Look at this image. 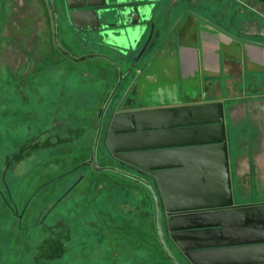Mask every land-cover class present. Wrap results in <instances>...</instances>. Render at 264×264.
<instances>
[{"label":"rangeland","instance_id":"374dc122","mask_svg":"<svg viewBox=\"0 0 264 264\" xmlns=\"http://www.w3.org/2000/svg\"><path fill=\"white\" fill-rule=\"evenodd\" d=\"M49 1L0 0V264H174L159 238L149 188L114 170L93 168L101 111L118 83V70L104 57L69 58L58 46ZM179 2L189 0L158 1L157 23L165 24L161 31L166 28L162 41L175 25L167 18L179 11ZM206 2V10L197 6L192 13L234 42L223 56L228 52L230 60L242 62L249 45L264 49V0ZM248 20L259 23L251 26ZM92 30L61 19V44L72 55L92 51L124 68L106 109L97 149L100 165L123 167L107 145L117 110L220 99L227 107L234 205L263 204L264 65L245 64L240 77L213 76L203 91L202 78L180 75L176 60L171 75L158 71L162 41L141 59L142 73L129 74L130 59H122V50L90 46ZM145 81L148 87L141 93ZM165 226L164 215L167 245L181 264H191Z\"/></svg>","mask_w":264,"mask_h":264},{"label":"water","instance_id":"95a60500","mask_svg":"<svg viewBox=\"0 0 264 264\" xmlns=\"http://www.w3.org/2000/svg\"><path fill=\"white\" fill-rule=\"evenodd\" d=\"M58 46L70 58L104 57L119 70L118 83L102 109L93 149V168L111 169L144 183L157 208L161 244L174 264H181L167 245L172 240L193 264H264V203L235 206L224 103L221 101L144 108L117 112L107 145L120 161L149 173V180L118 167L101 166L98 148L107 110L123 81V70L101 54L80 57L66 50L60 39L59 15L54 0ZM83 1V0H82ZM84 5L91 4L84 0ZM127 9V8H126ZM95 19H106L105 13ZM116 15L124 19L126 12Z\"/></svg>","mask_w":264,"mask_h":264},{"label":"flooded vegetation","instance_id":"af4514ba","mask_svg":"<svg viewBox=\"0 0 264 264\" xmlns=\"http://www.w3.org/2000/svg\"><path fill=\"white\" fill-rule=\"evenodd\" d=\"M158 1L159 0H99L98 2L91 3L89 6L86 3L85 6L78 7L77 5H84L85 1L84 0L83 1L54 0L58 10L60 27H61V19H64V21H66V24L72 27L74 26L88 27L89 29V27L93 26L94 29L96 30H92L93 33H91V35L95 37L94 38L95 43H92L93 45L90 44V46H92L93 48L103 46V47L112 48L113 50L115 49L122 50L123 52L122 53L123 55L121 56L122 59H127V57L128 59H130L128 60L129 65L126 68L129 74L130 73L132 74L134 72L136 74L138 72L142 73L143 68L139 67V63L141 59H143V57H145L146 54L149 53V48L156 46L158 42L162 41L163 39V33H161L157 23V16L159 15ZM49 2L51 6L52 1L50 0ZM162 2L163 1H161V3ZM170 5H174V3ZM120 8L126 12L124 19H122V17H120L119 15H116L117 14L116 12ZM60 10L64 12L62 14V18L60 17L59 14ZM108 10L110 12L105 13V15H107L106 19H100V18L98 20L95 19L96 14H99L101 11L104 12ZM55 28H56V19H55ZM81 33L84 34L85 36H89L90 34V32L87 33L85 30L84 32L81 31ZM163 41H165V39ZM87 44H89L88 41ZM157 47H159V44ZM159 49L157 50V53L159 52ZM89 53L92 54L93 52L91 51ZM108 61L110 64L113 63V62L111 63L110 60ZM112 65L115 69L118 70V68L114 63ZM121 68L122 70H124L122 66ZM117 74L119 77V70L117 71ZM139 109H144V107H136V108L124 107L123 109H119L113 113L110 122H112V119L117 112L132 111ZM225 113L227 114L226 107H225ZM110 125L111 123L109 124V129H110ZM109 129L107 134H109ZM112 156L121 166L128 168L127 171L133 172L136 175H140L149 180H153V177L149 173L147 174L143 170L129 166L128 164L120 161L114 155ZM163 214L165 215V219L167 220L169 215L166 214V212H164ZM167 232L170 235V231L167 230Z\"/></svg>","mask_w":264,"mask_h":264},{"label":"crops","instance_id":"0c3cea01","mask_svg":"<svg viewBox=\"0 0 264 264\" xmlns=\"http://www.w3.org/2000/svg\"><path fill=\"white\" fill-rule=\"evenodd\" d=\"M206 1L207 0H189L188 4L185 2H179V11H177V13H172L171 11V14H169L170 16L167 18L168 23L175 22V25L171 27L172 29L166 35L165 41H162L160 43V51L158 52V54H156L158 57L160 56V60L158 61L156 66L158 71H162L163 74L171 75V73H173L174 71L172 70V67L174 66V61L176 60L180 75H183V77L199 75L202 78L199 83V88L203 91H206L208 83L210 84L211 82L209 78L213 76L225 74L229 76L238 75V77H240L243 75V72L245 70V64L264 65V49H261L256 46H248V54L246 55V57L242 56V62L234 61L233 59L230 60L229 57H233V55H229L228 52L224 54V56L221 54L224 49H226L227 51L229 47L232 48L234 42L228 41L226 39L227 37L221 32V30L217 29L216 26L212 25L209 21H207L205 17L192 13L197 6H200L202 9L206 10ZM182 8L183 11H181ZM186 16H189L191 18L188 20L189 22L186 19L183 20V18H186ZM190 21H193V23L190 24ZM257 22L258 21L255 20H248L247 24H257ZM163 25L165 24H159L158 28L160 29V31L162 28L161 26ZM165 31L166 28L161 31V33H165ZM247 32L252 35H261L260 32L255 33L251 30H248ZM187 41H191L192 43L185 44V42ZM178 43H180L182 47L179 48L177 46V48L174 49L175 44ZM227 80H229V78ZM148 83L149 81H145V83L141 86V93H144L146 91ZM216 101L223 102L220 99L205 102ZM224 107H226L225 103ZM230 166L232 176L233 172L231 161ZM166 229L168 230L167 227ZM174 244L177 245L175 242ZM179 250L181 251V253H183L180 248ZM183 255L186 257L184 253ZM186 259L191 264H193L188 259V257H186Z\"/></svg>","mask_w":264,"mask_h":264},{"label":"trees","instance_id":"16d2710c","mask_svg":"<svg viewBox=\"0 0 264 264\" xmlns=\"http://www.w3.org/2000/svg\"><path fill=\"white\" fill-rule=\"evenodd\" d=\"M228 133H229V130H228ZM121 168H123V167H121ZM124 169V168H123ZM125 170H128V169H125ZM166 253V252H165ZM167 254V253H166ZM167 256H168V258L169 259H171L170 257H169V255L167 254ZM173 262V261H172Z\"/></svg>","mask_w":264,"mask_h":264}]
</instances>
